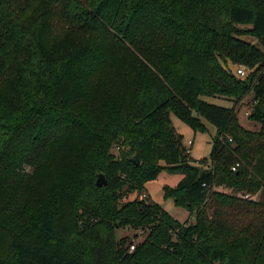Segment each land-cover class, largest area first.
<instances>
[{
  "label": "trees",
  "instance_id": "obj_1",
  "mask_svg": "<svg viewBox=\"0 0 264 264\" xmlns=\"http://www.w3.org/2000/svg\"><path fill=\"white\" fill-rule=\"evenodd\" d=\"M245 34L264 44V0H0V264H264V51ZM250 95L257 131L237 121ZM171 115L216 129L209 161ZM162 170L194 224L123 199Z\"/></svg>",
  "mask_w": 264,
  "mask_h": 264
},
{
  "label": "rangeland",
  "instance_id": "obj_2",
  "mask_svg": "<svg viewBox=\"0 0 264 264\" xmlns=\"http://www.w3.org/2000/svg\"><path fill=\"white\" fill-rule=\"evenodd\" d=\"M240 28L247 30L250 29L251 26L244 25L240 26ZM240 38L243 41H246L258 49L264 51V44L259 42L255 37L245 34L240 36ZM228 68L235 73L239 67L236 68L229 63ZM202 99L210 104L220 107L231 108L233 106L231 101L222 98L203 97ZM251 100L252 96H247V98H245L244 101L237 106V121L243 128L250 131H257L258 126L248 120ZM170 118L176 132L183 137V145L187 150H189L191 158L195 161L202 159H207L209 161L212 141L216 135V129L205 120H202L205 127L207 128V131L204 133H195L190 127H188L174 115H171ZM112 153L117 155V150L112 149ZM181 178L182 176L180 174H173L162 170L155 181L145 184V192H126L123 196V199H125V201H132L136 197L143 199L142 196L145 195L148 202L158 205L178 222L183 223L188 220L189 224H194V216L196 215V211L192 214V217H189V212L186 208L177 206L173 199L166 198L164 195V188H175ZM215 190L229 195L232 194V189L229 188L220 187ZM253 199L258 200V196L254 197ZM136 233L138 236L134 241L135 244L145 240V235L143 233L135 232L132 229L117 230L116 237L120 238L128 236L129 238H133L134 234Z\"/></svg>",
  "mask_w": 264,
  "mask_h": 264
},
{
  "label": "water",
  "instance_id": "obj_3",
  "mask_svg": "<svg viewBox=\"0 0 264 264\" xmlns=\"http://www.w3.org/2000/svg\"><path fill=\"white\" fill-rule=\"evenodd\" d=\"M132 162H134L135 165H139V160L137 158L133 159ZM106 185V179L102 174L97 175L96 179V186L97 187H102Z\"/></svg>",
  "mask_w": 264,
  "mask_h": 264
},
{
  "label": "built area",
  "instance_id": "obj_4",
  "mask_svg": "<svg viewBox=\"0 0 264 264\" xmlns=\"http://www.w3.org/2000/svg\"><path fill=\"white\" fill-rule=\"evenodd\" d=\"M236 74H237L238 76H240V77H244V76H245V71H244V69H242V68H238L237 71H236ZM190 144H191V143H190ZM234 170H235V169H233V171H234ZM142 197H143V199L146 198L145 195L142 196ZM133 250H134V245L130 247V252L133 251Z\"/></svg>",
  "mask_w": 264,
  "mask_h": 264
}]
</instances>
